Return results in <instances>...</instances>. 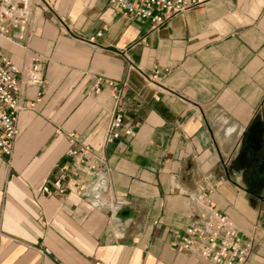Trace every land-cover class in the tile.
Instances as JSON below:
<instances>
[{"label":"crops","instance_id":"1","mask_svg":"<svg viewBox=\"0 0 264 264\" xmlns=\"http://www.w3.org/2000/svg\"><path fill=\"white\" fill-rule=\"evenodd\" d=\"M29 2L22 37L0 38L44 82L21 87L0 154V264H210L173 245L198 197L264 264V0H208L156 29L110 0Z\"/></svg>","mask_w":264,"mask_h":264},{"label":"built area","instance_id":"2","mask_svg":"<svg viewBox=\"0 0 264 264\" xmlns=\"http://www.w3.org/2000/svg\"><path fill=\"white\" fill-rule=\"evenodd\" d=\"M208 0H110L111 5L123 16L139 21H147L151 29L166 23L171 17L184 13L204 4ZM29 0H0V38L8 39L9 33L16 30L18 38L27 30L30 18ZM155 79V76L152 77ZM42 68L37 60L27 67L18 69L0 51V154L10 156L11 147L18 133L16 120L23 107L20 102L22 86L43 87ZM95 93L99 92L96 88ZM120 95L117 91L112 96L117 104ZM33 104H30L29 108ZM121 115L116 113L108 122L105 142L117 140L122 126ZM130 135L129 131L125 132ZM74 135H70L71 148L68 156L77 158L79 163L86 162L89 148L78 151L75 147ZM93 168V166H90ZM71 185H62L59 180L53 183L57 194L70 189ZM45 195L52 191L46 186L41 189ZM198 216L185 229L183 235L177 236L173 244L179 251L192 252L204 262L210 264H245L252 251L251 243L244 242L234 224L226 214L218 212L202 197L197 198Z\"/></svg>","mask_w":264,"mask_h":264}]
</instances>
